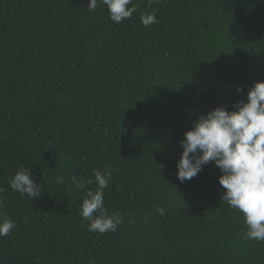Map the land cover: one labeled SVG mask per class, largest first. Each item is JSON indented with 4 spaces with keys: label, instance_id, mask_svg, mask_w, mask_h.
<instances>
[{
    "label": "trees",
    "instance_id": "obj_1",
    "mask_svg": "<svg viewBox=\"0 0 264 264\" xmlns=\"http://www.w3.org/2000/svg\"><path fill=\"white\" fill-rule=\"evenodd\" d=\"M87 3L0 0V215L16 225L0 264H264L215 164L176 176L193 121L264 81V0H132L121 24ZM21 166L39 198L10 188ZM93 169L111 172L114 232L79 215Z\"/></svg>",
    "mask_w": 264,
    "mask_h": 264
},
{
    "label": "clouds",
    "instance_id": "obj_2",
    "mask_svg": "<svg viewBox=\"0 0 264 264\" xmlns=\"http://www.w3.org/2000/svg\"><path fill=\"white\" fill-rule=\"evenodd\" d=\"M87 6L92 12L103 7L116 24L131 19L137 11L132 0H88ZM141 22L144 26L157 23L155 11L142 14ZM237 91L242 89L238 86ZM180 144L183 151L176 164L177 179L181 183L191 180L204 165L214 163L221 173L217 178L224 189L221 200L243 214L249 240L264 241V81L254 82L246 100L236 102L232 110L218 106L200 114L183 133ZM93 174L97 187L87 189L79 215L89 222V232H114L124 217L109 214L104 207V189L111 172L93 169ZM70 179L75 190L93 183V179L78 176ZM57 182L63 184L64 178L59 177ZM8 183L14 192L27 194L30 199L41 196L43 187L35 183L29 168L21 166ZM157 211L164 215L165 209L158 207ZM15 227L11 217L0 215V237L9 235Z\"/></svg>",
    "mask_w": 264,
    "mask_h": 264
}]
</instances>
